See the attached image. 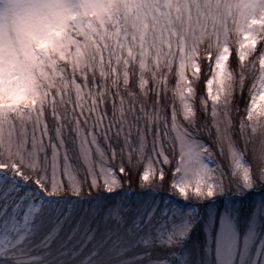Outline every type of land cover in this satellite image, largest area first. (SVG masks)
Returning a JSON list of instances; mask_svg holds the SVG:
<instances>
[{"label":"snow or ice","instance_id":"6c2138e0","mask_svg":"<svg viewBox=\"0 0 264 264\" xmlns=\"http://www.w3.org/2000/svg\"><path fill=\"white\" fill-rule=\"evenodd\" d=\"M0 264H264V0H0Z\"/></svg>","mask_w":264,"mask_h":264},{"label":"rangeland","instance_id":"374dc122","mask_svg":"<svg viewBox=\"0 0 264 264\" xmlns=\"http://www.w3.org/2000/svg\"><path fill=\"white\" fill-rule=\"evenodd\" d=\"M256 198L259 199V196H257ZM222 199H227V198H222ZM213 215H214V210H213ZM206 231H209L210 232V229H207L206 228Z\"/></svg>","mask_w":264,"mask_h":264}]
</instances>
